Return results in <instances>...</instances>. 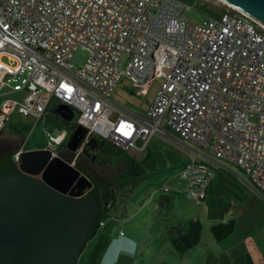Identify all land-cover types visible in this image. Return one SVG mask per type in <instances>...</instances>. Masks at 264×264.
I'll list each match as a JSON object with an SVG mask.
<instances>
[{
    "label": "built area",
    "instance_id": "obj_1",
    "mask_svg": "<svg viewBox=\"0 0 264 264\" xmlns=\"http://www.w3.org/2000/svg\"><path fill=\"white\" fill-rule=\"evenodd\" d=\"M187 7L182 0H0V130L15 108L47 120L58 99L86 129L73 162L93 135L143 149L170 132L211 155L191 156L180 170L188 197L206 198L224 160L264 200V26L231 6L200 21ZM80 48L88 56L79 67ZM24 69L26 95L8 97L6 77ZM156 79L144 111L113 98L121 80L145 94ZM56 137L40 147L59 154ZM24 147L12 152L16 162Z\"/></svg>",
    "mask_w": 264,
    "mask_h": 264
},
{
    "label": "rangeland",
    "instance_id": "obj_2",
    "mask_svg": "<svg viewBox=\"0 0 264 264\" xmlns=\"http://www.w3.org/2000/svg\"><path fill=\"white\" fill-rule=\"evenodd\" d=\"M206 1L218 12L223 11L225 7H227V9L231 8L227 3L218 0ZM188 6L185 13L192 20L200 21L206 16L213 15V12L201 6L198 0H188ZM87 56L88 53L85 49H78L74 54L76 65L79 67L82 66ZM122 65H124V61ZM28 70L29 69H24L6 77L4 90L7 92L8 97L11 96L18 100H23L27 92L26 89L21 88V86L26 80ZM158 83L159 79H156L150 86L148 93L140 94L137 92V86H132L126 81L121 80L116 86L113 98L118 106L127 105L138 107L140 104L146 103L147 98L156 92ZM2 99L3 97L0 98V103ZM114 116L115 114L113 112L112 117ZM71 133V128L58 122L56 119L49 116H47V120L43 118L38 119L36 115H25L15 108L3 129L0 130V150L6 147L7 151L14 152L19 149L24 142H27L29 148H37L45 143L51 142L50 137L55 134L57 137L53 140V145L57 153H61L62 151L63 154V152L66 153L71 150L67 147V142L65 145L66 148H59L60 143L64 140L67 141ZM149 147L158 151L156 159L158 161L160 160L162 168L159 169V171L150 172L146 174V176L144 173L139 174L141 163H134L133 166L137 174L136 178L138 179L132 181L128 172L121 176L122 180L128 181V183L125 187L121 185L120 189L116 190L117 203L111 207V213L118 216L134 214L137 218H142L143 215H147L148 212L149 214L156 212L159 216L157 219H155L154 215L149 216V220L152 221L150 225L155 230L153 233L150 232L152 237L145 238L146 240H151V243H148L146 248L149 255H146L143 251L137 254L138 257L144 256L146 260L144 264H207L208 261L212 262L214 258L211 257L225 247L235 243L240 233L244 234L250 232L249 229L245 228L244 223L240 229L233 233V227H231L230 230L226 228V231H223V229L220 228L223 223L232 224V222L229 221L228 215H247L249 219L248 225L253 226L257 241L259 244L264 245V235H261L264 234V230L260 231L261 234H259L258 230L264 228V222H260V220H257L254 216L264 215V201L246 184L243 178L245 175L241 168L234 163L219 160L229 171L226 172V175L230 183L227 182L225 185L224 182L226 178H224L222 184H217L215 188L216 193L210 197L211 200H215V203L212 207L208 208L206 201H197V199L188 197L185 194L187 181L180 176V170L186 161H188L191 155L195 154V151L199 149L198 144L192 141L183 140L182 142L168 132L163 134V137L158 135L153 136L149 143ZM102 152H104L107 157L124 156L126 158L127 154L139 155V153L133 149H129L128 151L121 150L110 141L106 142ZM78 161L83 166H87L88 160L85 158H80ZM129 164L131 163L129 162ZM103 167H106L107 170L111 168L110 165L106 166L105 162L103 163L101 160L97 159L96 156L92 166H88V170L90 173H94V175L101 174L104 177H110L111 175L102 170ZM234 177H236L237 180H235ZM232 181H235L240 187L236 186L237 188H235L233 186L235 184ZM162 184L163 186L167 185L169 189L160 190L159 187H161ZM220 185H222V187H220ZM223 185L225 187H223ZM150 192L155 194V198H159L162 195L163 197L169 196L171 197V201L169 204H163L160 208H152V203L147 201V199L150 198ZM230 201L231 204L227 205ZM223 204L229 206V210L224 211L225 205L222 206ZM185 215H198L203 223L200 257L195 253L181 256V254L175 251L170 245L169 234L173 230L172 222L173 220L184 218ZM207 215H227L225 220H215V225H219L218 231L221 232L220 235L222 237L219 242L214 238L212 233L211 225L213 220H209ZM105 220L108 222V226L111 223V217L107 216ZM107 226H100L98 232L103 233ZM243 227L245 228L244 230H242ZM91 245L92 242L86 244L83 249L84 251L73 264H89V258H87V263L84 260L85 256H88L87 250Z\"/></svg>",
    "mask_w": 264,
    "mask_h": 264
},
{
    "label": "water",
    "instance_id": "obj_3",
    "mask_svg": "<svg viewBox=\"0 0 264 264\" xmlns=\"http://www.w3.org/2000/svg\"><path fill=\"white\" fill-rule=\"evenodd\" d=\"M218 1L264 26V0ZM49 112L74 126L76 110L68 103L53 99ZM85 133L84 126L76 125L67 147L75 151ZM98 138L93 135L86 141L83 155H91L86 146H103L106 139ZM17 165L18 172L0 171V264L71 263L87 244L96 213L103 210L95 183L51 148H26Z\"/></svg>",
    "mask_w": 264,
    "mask_h": 264
},
{
    "label": "crops",
    "instance_id": "obj_4",
    "mask_svg": "<svg viewBox=\"0 0 264 264\" xmlns=\"http://www.w3.org/2000/svg\"><path fill=\"white\" fill-rule=\"evenodd\" d=\"M153 95H151L150 97L147 98L146 103L140 104L138 107H136L137 110L138 111H144L146 109V107L149 105V103L151 102ZM155 135L163 137V135H159V134H155ZM155 135H153V136H155ZM153 136H151V138L148 140L146 146L143 149H140L138 147H129V148L118 147L121 150H126V151H128L129 149H133V150L137 151L139 153V155L127 154L126 158L124 156H122V157H120V156H109L108 157L107 161H108L109 165L111 166V168L113 169V170L111 169L113 171V174L119 170L118 171L119 175L118 174L116 175V178L118 180L121 179V176L126 172H128V175L131 177L132 181L138 179V178H136L137 174H136V172L134 170V166H133L134 163H137V162L141 163V170H140L139 174L144 173V175H146V174H149L150 172L159 171V169L162 168V164H161L160 160L158 161L156 159V157L158 155L157 154L158 151L153 150L149 147V143H150L151 139L153 138ZM172 136H174V135L172 134ZM174 137H176V136H174ZM142 142L143 141L141 139L137 140V145L141 147L143 144ZM198 148L199 149L195 151V154H192L191 156H196L197 158H204V157L208 156L207 153H205L202 150V148H200V147H198ZM68 156H71V155L69 154V155H67V157ZM70 162H73V159ZM129 162L131 164H129ZM217 168H218L217 171L221 172V175L217 174L215 176L213 183L211 185H209L210 186L209 195L206 197V199L203 200V201H206V203L208 204V208L212 207L215 203V200H213V199L211 200L210 197L216 193L215 188H216L217 184H222V182H224V177L228 178V176L226 175V172H229V171L227 170L226 166H224L223 164H219V166ZM226 183H227V181L224 182V184H226ZM120 186H117L114 189L115 193H116L117 189H120ZM162 186H163V184L161 185V187H159L160 190H162ZM220 187H222V185H220ZM223 187H225V186L223 185ZM149 195H150L149 196L150 198H148L147 201L152 203V205H153L152 208H155V209L160 208L161 206H163V204H169L171 201V197H169V196L163 197V195H162L159 198H155V194L151 193V192L149 193ZM197 201H200V200H197ZM115 203H117V199L114 201V203H112L109 206L110 209L107 212L108 215L111 217V223L107 226L108 222L105 220V224L102 225L105 227L107 226L106 230L103 233L109 237V242H108L102 256L100 257L98 264H144L146 262L144 256L138 257L137 254H138V252L141 253V251H143L146 253V255H149V253H147L146 248L148 246V243H151V240H146L145 238L152 237L151 233H153V231H155L152 228V226L150 225V223H152V221L149 220L150 219L149 216L154 215L155 219H157L159 216L157 215L156 212L155 213L152 212V214H149V212H148V214L143 215L142 218H137V216L134 214L127 215V216L114 215L113 213H111V209H112L111 207ZM230 204H231V201L227 205H230ZM223 205H225L224 211L229 210V206H227L226 204H223ZM215 208H217V207H215ZM226 216L227 215H207L209 220L210 219L213 220L212 225H211L212 231H213L212 233H213L214 238L216 240H218V242L221 240L222 237L220 235L221 232L218 231L219 225H215V220H217V219L225 220ZM254 216L257 218V220H260V222H264V215H254ZM228 218L230 219L229 221L232 222V224L230 225L229 223H223L220 227L223 229V231H226V228H227V230H230V228L233 227L232 228L233 229L232 233H233V232L237 231L238 229H240V227H242L243 223H244L245 228L249 229L250 232L244 233V234L240 233L238 235V240L235 243H233L231 246L225 247L224 249H222L219 252H217L216 254H214V256L211 257V258H214L213 261L212 262L208 261L207 264H222L223 259L225 260V264H237L235 262L236 256H237V258L241 257L243 259L242 264H264V245L259 244V242L257 241V239L255 237L256 235H255L253 226L248 225L249 219L247 218V215H228ZM195 219L200 220L198 215H185L184 218H179L175 221L173 220V222H172L173 230L169 234V241H170L172 236L176 235L179 232V230L185 231L189 225V222L191 220H195ZM235 221H236V223H235ZM201 223H202V221H201ZM202 226H203V223H202ZM245 228L243 227L242 230H244ZM222 229H220V230H222ZM258 230H259V234H261L260 231L264 230V228H261ZM258 230H257V232H258ZM98 233L99 232H97L92 237H89V240L87 243L92 242V245L87 250L88 256H85V260H84L86 263L88 262L87 258H89V254L92 250V247L95 243V240L98 236ZM261 235H264V234H261ZM201 241H202V233H201L200 242L197 245H195V246H193V247H191V248H189L183 252H179V251L175 250L173 248V246L171 244L170 245L172 246V248L175 251H177L179 254H181V256H186V254L195 253V254H197L198 257H200ZM83 251L84 250H82L81 253ZM79 255H78V257H79ZM78 257H77V259H78ZM77 259H75L74 261H76ZM74 261H72L69 264H73ZM162 261H165V260H162ZM146 264H148V263H146Z\"/></svg>",
    "mask_w": 264,
    "mask_h": 264
},
{
    "label": "trees",
    "instance_id": "obj_5",
    "mask_svg": "<svg viewBox=\"0 0 264 264\" xmlns=\"http://www.w3.org/2000/svg\"><path fill=\"white\" fill-rule=\"evenodd\" d=\"M182 1H184L185 3L188 4V0H182ZM198 2L201 6H204L208 10H211L213 12V15H218V14L222 13L223 11L227 10V7H225L226 9L224 8L223 11L218 12L214 9V7L212 5H210V3L208 1L198 0ZM228 9H230V8H228ZM47 116H49L53 119H56L58 122L62 121L61 117L58 114L47 113ZM66 123H68V122L66 121ZM74 127H75V125L72 126V129ZM23 144L25 146L24 148H29L27 142H24ZM65 145H66V140H64L63 142L60 143L59 148H64ZM59 151H61V150H59ZM59 154L61 156H63L65 159L72 161V156L67 157L68 153L66 154L63 152V154H62V151H61V153H59ZM74 165L77 166L79 169L83 170L84 172H86V170H87V167L83 166L78 160H76L74 162ZM0 171L6 172V173L19 171L17 162L14 159L12 152L7 151V150H0ZM217 174L221 175V172L216 171L215 176ZM215 176L211 180L210 185L213 183ZM224 178H226L225 180L227 182H229V178H227V177H224ZM234 178H235V180H237L236 177H234ZM232 182L235 184V185L232 184L235 188L240 187V185L237 184L235 181H232ZM209 189H210V186L207 189V196L209 195V192H210ZM99 190H101L100 193L102 196V200H100V203H102L104 206H103V210L98 212L97 217L92 224L91 230L89 231V237H92L93 235H95L98 232V228L100 226H102L100 224L101 221H104V224H105V219L107 218V216H109L107 213L110 209L109 206L112 203H114V201L116 200V193H115V190L113 187H102L100 185L97 188V192H99ZM222 206H224V205H222ZM201 233H202L201 221L199 219L191 220L185 231L179 230V232L176 235L171 237V239H170L171 245L173 246V248L175 250H177L179 252H183V251L197 245L200 242ZM108 242H109L108 236H106L104 233L98 234V236L95 240V243L92 247V250L90 252L89 264H98V261H99L100 257L102 256ZM242 261H243V259L241 257L237 258V256H236L235 262L237 264H242ZM222 264H225L224 259H223Z\"/></svg>",
    "mask_w": 264,
    "mask_h": 264
},
{
    "label": "flooded vegetation",
    "instance_id": "obj_6",
    "mask_svg": "<svg viewBox=\"0 0 264 264\" xmlns=\"http://www.w3.org/2000/svg\"><path fill=\"white\" fill-rule=\"evenodd\" d=\"M60 120V119H59ZM61 123H63V124H65L66 126H68L69 128H71L72 129V126L69 124V123H66V120H64V119H62L61 118ZM99 139V141H101L102 139H104V137H99L98 138ZM108 140H105V142H104V144H103V146H101V147H95L94 148V150H91L90 148H89V146H86V147H88V149H89V151H90V153H91V155L90 156H86V155H83V154H80L78 157H77V159L76 160H79L80 158H85L86 160H88V163H87V170H86V172H84L83 170H81L82 171V173H84V174H86L92 181H93V183H95V197H96V200L98 201V202H100V200H102V196H101V190H99V192H97V188H98V186H102V187H113L114 189L117 187V186H120V185H122V186H126V184L128 183V181H125V180H122V178L121 179H117L116 178V175L118 174L119 175V170L116 172V173H114L113 174V171L111 170V168H109V170H107V168L106 167H103L102 168V170L104 171V172H107L109 175H111L110 177H104L103 175H101V174H95L94 175V173L92 174V173H90V171L88 170V166H92V164H93V161L91 160V158H92V156L95 154L96 156H97V159H99V160H101L103 163L105 162V164H106V166H108L109 165V163H108V161H107V159H108V157L105 155V153L104 152H102L103 151V149L105 148V145H106V142H107ZM67 142V141H66ZM95 143V142H94ZM84 147H85V145H84ZM1 150H7L6 149V147L5 148H2ZM70 154L71 155V151H67L66 152V154ZM72 156V155H71ZM89 174H91V175H89ZM89 191L90 190H87L86 192H85V194H88L89 193ZM98 213H96V215H97ZM96 219V218H95ZM95 219L94 220H92V223H91V227H92V224H93V222L95 221ZM91 230V229H90Z\"/></svg>",
    "mask_w": 264,
    "mask_h": 264
}]
</instances>
